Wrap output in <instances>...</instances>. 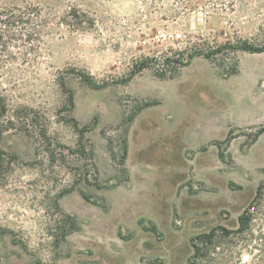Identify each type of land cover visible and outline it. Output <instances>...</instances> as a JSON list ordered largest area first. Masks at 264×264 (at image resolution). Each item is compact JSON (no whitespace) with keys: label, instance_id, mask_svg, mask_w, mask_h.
<instances>
[{"label":"rangeland","instance_id":"rangeland-1","mask_svg":"<svg viewBox=\"0 0 264 264\" xmlns=\"http://www.w3.org/2000/svg\"><path fill=\"white\" fill-rule=\"evenodd\" d=\"M95 9L92 29L48 25L40 36L33 22L0 25V264H264V134L250 144L264 125V53L226 50L174 78L145 70L123 82L143 58L192 45L264 48V0ZM250 118L256 126H238ZM72 119L95 126L85 142L102 189L77 153ZM231 131L222 161L218 144ZM57 205L81 227L60 243ZM241 216L250 219L242 232ZM214 228L196 251L193 240Z\"/></svg>","mask_w":264,"mask_h":264},{"label":"trees","instance_id":"trees-1","mask_svg":"<svg viewBox=\"0 0 264 264\" xmlns=\"http://www.w3.org/2000/svg\"><path fill=\"white\" fill-rule=\"evenodd\" d=\"M105 3L106 1L111 0H0V3H4L5 5L0 7V25L4 28L8 27L9 29L16 28L21 29V26H29L31 22L35 24V28L37 33L40 36L46 34V28L48 25H61V26H69L77 30H86L92 29L97 24V16L98 11L96 8V3ZM146 3H152L154 5H160L161 2L165 0H141ZM177 2H182L186 0H176ZM3 29H0V35L3 34ZM245 51L252 54H262L264 53V48H257L249 44L248 41H241L237 44H225L219 47H216L214 50H202L199 49L198 45H192L188 49V53L175 51L171 52V54H167L161 58L157 57H145L140 60L137 64L134 65V69L131 73L123 79L124 84L130 82L135 76L139 75L145 70H151L153 74L160 79L174 78L180 71L181 68L191 64V62L200 56H204L206 59H214L219 54H223L225 51ZM88 82V81H86ZM90 86H94V83H88ZM61 87L63 90H67L69 93V107L72 110L74 108V95L73 92L66 88L65 83H61ZM2 101V98H0ZM150 103H146L138 107L136 112L132 117L129 118V123L133 122L136 116L140 114L144 109L150 107ZM2 110H6V106L2 107ZM73 128L79 136L78 149L77 153H79L81 158L90 157L92 162L91 166L93 172L95 173V183L96 186L100 189L103 188L102 185L98 183V168L96 164L93 162L95 158V154L93 150H89L87 148L85 139L86 135L92 132L95 129V126H84L80 127L79 123L72 119ZM264 134V125L257 128L256 132L252 136L251 145L256 143L259 138ZM233 132L231 131L223 143L218 144V148L220 150V159L225 161V155L223 153L224 148L230 146L233 140ZM249 144V145H250ZM224 147V148H223ZM122 162H125L128 157V138L127 131L126 136L122 141ZM6 153L0 151V176L3 173L4 163H5ZM84 174L79 175V179L88 180L85 178ZM260 190L258 194H260ZM71 190L68 191L70 193ZM83 197L86 201H91L90 197L83 194ZM57 208L61 214V217L58 221L59 229L61 231L60 237L57 238V241L64 242L66 239L73 235L74 233L80 232L81 227L78 219L75 216L67 214L63 212L59 205ZM240 222V231H244L249 228L250 219L245 216H241L239 219ZM154 233H157L156 227L152 229H148ZM216 228L212 229L209 234H203L193 240V248L197 251L194 243L195 240H202L203 242L211 241L215 236Z\"/></svg>","mask_w":264,"mask_h":264},{"label":"crops","instance_id":"crops-1","mask_svg":"<svg viewBox=\"0 0 264 264\" xmlns=\"http://www.w3.org/2000/svg\"><path fill=\"white\" fill-rule=\"evenodd\" d=\"M253 120H257V119H244L242 120L238 126L240 127H245V126H256V124H254L255 122H253ZM175 139H178L177 136H175ZM185 151V150H184Z\"/></svg>","mask_w":264,"mask_h":264},{"label":"built area","instance_id":"built-area-1","mask_svg":"<svg viewBox=\"0 0 264 264\" xmlns=\"http://www.w3.org/2000/svg\"><path fill=\"white\" fill-rule=\"evenodd\" d=\"M256 208L255 207H252L251 211L252 212H255Z\"/></svg>","mask_w":264,"mask_h":264}]
</instances>
